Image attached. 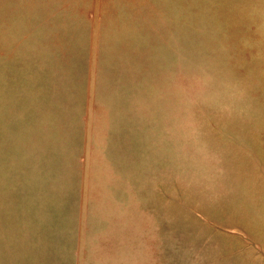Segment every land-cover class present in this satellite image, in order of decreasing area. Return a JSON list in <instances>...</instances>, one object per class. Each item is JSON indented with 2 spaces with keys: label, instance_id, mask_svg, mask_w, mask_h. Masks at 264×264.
I'll use <instances>...</instances> for the list:
<instances>
[{
  "label": "rangeland",
  "instance_id": "obj_1",
  "mask_svg": "<svg viewBox=\"0 0 264 264\" xmlns=\"http://www.w3.org/2000/svg\"><path fill=\"white\" fill-rule=\"evenodd\" d=\"M0 264H264V0H0Z\"/></svg>",
  "mask_w": 264,
  "mask_h": 264
}]
</instances>
